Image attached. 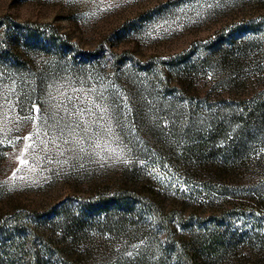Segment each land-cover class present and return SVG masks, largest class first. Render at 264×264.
I'll return each mask as SVG.
<instances>
[{"label": "rangeland", "instance_id": "374dc122", "mask_svg": "<svg viewBox=\"0 0 264 264\" xmlns=\"http://www.w3.org/2000/svg\"><path fill=\"white\" fill-rule=\"evenodd\" d=\"M259 98L264 0H0V264H264Z\"/></svg>", "mask_w": 264, "mask_h": 264}, {"label": "trees", "instance_id": "16d2710c", "mask_svg": "<svg viewBox=\"0 0 264 264\" xmlns=\"http://www.w3.org/2000/svg\"><path fill=\"white\" fill-rule=\"evenodd\" d=\"M18 28L20 29L21 33L27 35L29 37V39L31 40V42L34 44L36 41L41 40L38 35L37 37H35L34 35L31 37L30 35L34 32L32 25L28 24V23H17ZM38 25L34 24V27H37ZM53 30H55V27H52ZM59 34V33H58ZM61 35V34H60ZM45 36V35H44ZM48 38H51L50 34L46 35ZM46 37V38H47ZM64 37V36H63ZM62 44H68L73 46L72 44L69 43V40H66V38H64L61 41ZM90 54V53H88ZM92 55V54H91ZM187 55V54H186ZM187 57V56H186ZM184 62L182 64H180V62ZM187 61H189V59L186 58L182 59V60H174L173 58L169 60V66L171 68V70H176V72H179V74H181L182 76L184 74L187 73V66L189 65L190 67V63H186ZM183 71V72H182ZM264 99H256L255 101V105H254V109L253 112L256 110V114L258 112H261L262 114H264ZM252 112V114H253ZM256 114H254L253 116H255ZM252 117L250 118V120L245 121V130L249 129L248 127V123L252 122ZM142 196L138 193L137 190H121L118 192L113 193L112 195H101L99 197H95L89 200H86L84 206L87 207L88 210L93 211H100V210H104L107 211L110 209V206H123V205H128V204H140L144 205L143 207H146L145 209H149V213L151 215H153L155 217V219L157 218V222H159L160 224H168L170 225V218L169 217H165L162 216V210L160 209L159 205L153 200L150 199L148 197H142ZM110 211V210H109ZM51 214V213H50ZM38 215H43L38 213ZM172 217V216H171ZM169 234L172 233L175 230V227L170 226ZM186 242V241H185ZM187 243H189V241L187 240ZM191 245V244H190ZM188 246V245H186ZM189 247L187 248V255L188 253H190L191 250L189 251Z\"/></svg>", "mask_w": 264, "mask_h": 264}]
</instances>
